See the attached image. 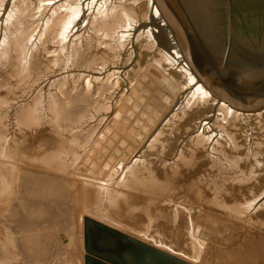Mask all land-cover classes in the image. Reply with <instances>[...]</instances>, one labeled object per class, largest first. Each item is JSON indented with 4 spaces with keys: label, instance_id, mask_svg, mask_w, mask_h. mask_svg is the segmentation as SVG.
I'll use <instances>...</instances> for the list:
<instances>
[{
    "label": "rangeland",
    "instance_id": "rangeland-1",
    "mask_svg": "<svg viewBox=\"0 0 264 264\" xmlns=\"http://www.w3.org/2000/svg\"><path fill=\"white\" fill-rule=\"evenodd\" d=\"M183 2L217 59L264 43V0ZM153 6L0 0V264H85V217L193 258L200 243L199 264H264V113L173 115L200 83L184 95Z\"/></svg>",
    "mask_w": 264,
    "mask_h": 264
},
{
    "label": "water",
    "instance_id": "water-1",
    "mask_svg": "<svg viewBox=\"0 0 264 264\" xmlns=\"http://www.w3.org/2000/svg\"><path fill=\"white\" fill-rule=\"evenodd\" d=\"M152 3L172 31L182 60L217 102L252 116L264 111V43L242 41L239 46L230 40L217 59L212 53L214 44L199 33L183 0ZM84 249L85 264H199L204 246L199 243V253L193 258L85 217Z\"/></svg>",
    "mask_w": 264,
    "mask_h": 264
},
{
    "label": "bare ground",
    "instance_id": "bare-ground-1",
    "mask_svg": "<svg viewBox=\"0 0 264 264\" xmlns=\"http://www.w3.org/2000/svg\"><path fill=\"white\" fill-rule=\"evenodd\" d=\"M154 5V4H153ZM154 8V6H153ZM156 8H154L155 10ZM154 19H156L157 21V27H158V32L160 34H163V37L165 39H169V41L171 42V45L172 47H174L175 51L179 52V48H178V44L175 43L176 42V39L172 33V31L170 30V28L167 26L166 22H165V19L161 13V11L157 8L155 11H154ZM131 21H129L128 23H130ZM167 26V27H166ZM178 58V57H177ZM179 62L181 63L182 65V69L183 71L185 72V76H186V80L188 82V84L186 85V89L184 91V95L186 93H188V91L192 88V86L197 83H199L196 78L194 77V75L192 74V72L189 70V68L187 67L186 63L182 60V55L180 53V56H179ZM196 82V83H195ZM186 97H184V99L178 103L177 105H174V106H171V109L173 110V115H176V117H178L179 113H185V111H188V110H191L193 107H195V105H197L198 103H201V102H207L209 103L210 100H212L211 102H213V104H217L218 102L211 96V94L208 92V90L201 84H199V87L187 98L185 99ZM166 103L167 104H171V98L167 97L165 99ZM228 107L227 105L223 104L222 103V107L220 106L219 108V111L222 112L223 114V117L225 120L228 119V115H231V111L235 112L234 116L235 117H240L242 116L243 113H240L232 108L229 107V110L226 108ZM263 112L257 114L258 116L262 115ZM249 115V114H248ZM233 116V117H234ZM121 117V114L118 115V119ZM224 120V122H225ZM111 125V124H110ZM109 125V126H110ZM102 134L99 136L101 138ZM99 138V140H100ZM210 140V139H209ZM97 143H95L94 145H96ZM117 168H123L124 167V163H121V164H117L116 165Z\"/></svg>",
    "mask_w": 264,
    "mask_h": 264
}]
</instances>
